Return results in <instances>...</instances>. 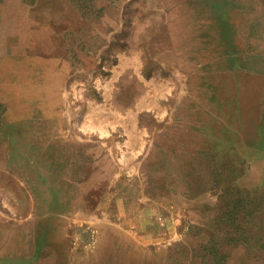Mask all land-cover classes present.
Segmentation results:
<instances>
[{"label": "rangeland", "instance_id": "1", "mask_svg": "<svg viewBox=\"0 0 264 264\" xmlns=\"http://www.w3.org/2000/svg\"><path fill=\"white\" fill-rule=\"evenodd\" d=\"M58 132L71 174L16 175ZM0 232L29 264H264V0H0Z\"/></svg>", "mask_w": 264, "mask_h": 264}, {"label": "crops", "instance_id": "2", "mask_svg": "<svg viewBox=\"0 0 264 264\" xmlns=\"http://www.w3.org/2000/svg\"><path fill=\"white\" fill-rule=\"evenodd\" d=\"M89 119L90 118L86 120L84 125L88 126L90 129L95 128L97 124H94L91 128ZM81 131L83 134L84 131ZM58 133V137L54 136L52 133L50 138L49 135H47L46 139H41L42 142L39 143L36 141L35 145L32 146L34 150L27 156V160L31 158L32 162L35 163L33 170H28L26 168L27 170L25 171L24 167H18V171H14L16 175H26V178L28 177L27 175H35V172L37 175H70L71 172L69 171L68 164L72 163L75 154V147L82 148L83 144L78 143V145H76L75 140L70 133H68V136L63 135L62 132ZM62 141H66L67 143ZM21 161L23 162V159ZM13 237H15L14 233L0 232V260L13 259L7 257L6 252H4V247L7 245V247L12 248L13 252L16 253V256H20L21 264H29V262L26 261V250H23L21 245L17 244L15 241L12 242L11 239Z\"/></svg>", "mask_w": 264, "mask_h": 264}]
</instances>
